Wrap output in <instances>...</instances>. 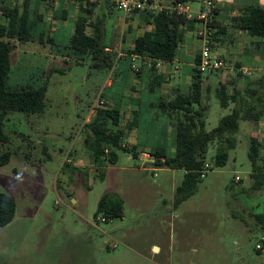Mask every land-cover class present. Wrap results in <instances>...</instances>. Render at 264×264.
Returning <instances> with one entry per match:
<instances>
[{
    "label": "rangeland",
    "instance_id": "1",
    "mask_svg": "<svg viewBox=\"0 0 264 264\" xmlns=\"http://www.w3.org/2000/svg\"><path fill=\"white\" fill-rule=\"evenodd\" d=\"M111 9L107 39L108 25L125 15ZM106 11L105 6L95 8L98 14ZM185 33L192 37L191 31ZM39 37L17 43L6 80L9 89L46 85V92L44 111L13 112L4 125L9 140L3 147L11 158L0 166V192L14 199L16 214L0 228V264H264V224L256 219L264 215V186L251 188V123L239 120L236 145L228 151L225 166L214 167L217 145H209L197 192L177 205L175 189L184 171L140 162L124 150L117 151L116 164L107 166L101 180L88 163L83 124L99 106L96 93H106L104 82L111 72L93 67L92 59L71 49L66 38L51 43ZM197 40L200 48L197 37L195 47ZM242 66L249 68L246 61ZM186 67L173 62L171 76L179 77ZM252 73L248 69L241 74ZM257 73L264 74V67ZM237 74L204 76L215 86ZM129 76L135 72L129 69ZM112 88L120 89L117 83ZM227 89L232 92V85ZM210 91L206 130L217 126L233 105L221 107ZM145 131L143 126L135 129L123 141L144 137ZM172 146L170 139L164 148L170 151ZM263 153L264 146L262 163ZM108 191L122 200V218L95 216L99 199Z\"/></svg>",
    "mask_w": 264,
    "mask_h": 264
},
{
    "label": "trees",
    "instance_id": "2",
    "mask_svg": "<svg viewBox=\"0 0 264 264\" xmlns=\"http://www.w3.org/2000/svg\"><path fill=\"white\" fill-rule=\"evenodd\" d=\"M90 5L92 3H87L82 11L90 13ZM35 15V18H30L26 3L9 5L5 0H0V166L8 164L11 158V151L3 147L9 140L4 131L9 114L13 112L35 114L41 113L45 108L46 85L26 89H9L6 86L11 69V54L17 43L35 40L36 19L41 17L39 14ZM147 15L153 28L134 38L128 53L149 58V69L154 71L158 60L172 61L175 58L183 42L184 31L194 30L197 21L186 19L173 11L147 12ZM211 24L214 25L212 20ZM238 25L248 35L264 38V7L244 6L238 18ZM87 27H90V24L85 15H79L68 46L79 55L89 56L93 61V67L109 68L113 54L105 51L102 20L97 24L92 23V33L87 32ZM217 33V31L213 33L212 45ZM38 36L42 42V30ZM130 70H133L135 75L140 73L136 66H131ZM156 78H160V74ZM207 78L195 65L186 92L177 91L172 98H159L152 105L156 113H167L173 121L174 153L167 154L163 147L142 151L154 156L156 160L152 165L155 167L184 171L183 180L175 189V205L197 192L201 174L205 171V157L209 145L212 143L217 145L214 167L225 166L228 151L236 145L235 133L239 128V120H246L253 127L264 115V74L251 76L238 73L235 79L223 78L218 80L215 86L211 85V82H206ZM240 81L242 85L239 84ZM228 84L232 85V92L228 91ZM212 89L221 107L233 105L229 113L219 118L217 126L206 130L208 95ZM121 118L118 108L103 104L97 106L93 116L83 124V143L101 180H104L107 166L116 164L119 149L131 153L132 157L137 156L135 148L127 149L122 144L126 132L136 126V116L132 122L125 125L121 124ZM263 146L264 143L258 140L256 134L250 136L247 156L252 167L250 177L253 179L251 186L253 191H258L264 186V163L260 154ZM15 214L14 199L0 192V228L10 224ZM98 215L106 221L122 218L123 202L120 197L104 193L97 203L95 216ZM256 219L264 224V215L256 216ZM257 253L260 254V251Z\"/></svg>",
    "mask_w": 264,
    "mask_h": 264
},
{
    "label": "crops",
    "instance_id": "3",
    "mask_svg": "<svg viewBox=\"0 0 264 264\" xmlns=\"http://www.w3.org/2000/svg\"><path fill=\"white\" fill-rule=\"evenodd\" d=\"M162 5H169L174 0H157ZM193 10H199L200 0H183ZM9 5L27 4L30 18H35L39 14L40 19H36L35 36L40 34L43 27V40L55 43L60 38H66L69 43L74 32L76 19L79 15H85L90 27L87 32L92 33L91 25L97 24L102 20L103 43L105 51L113 54L111 60L110 77L104 82V89L97 98L101 97L104 104L110 107H116L121 113V124L125 125L132 122L136 116V126L126 132V135L132 134L135 129L142 126L147 129L144 137L134 135L130 136L131 142L123 141L125 148H135L137 156L134 157L140 162L152 164L148 152L142 150H154L165 146V143L171 139L173 146L167 154L174 153L175 126L167 113H156L154 107L159 98L170 99L177 91L184 90L191 83V72L195 66L196 58L199 52V42L195 47L194 30L186 29L184 31L183 42L179 46L178 52L172 61L158 60L155 64V70H150V60L147 57H139L128 53L132 48L134 38L145 31H150L153 26L147 12L136 11L124 16L117 17L109 28V38L107 39V23L111 16V7L117 6L110 0L105 4L95 0L90 5L91 12L84 13L82 10L87 6L82 1L72 0H5ZM214 8L212 11L213 26L217 31V37L213 42L214 51L222 58L238 66L248 64L247 69L252 71L251 76L261 75L257 72L260 67H264V38L252 37L247 34L238 25V18L246 5H258L264 7V0H213ZM96 6L107 7V13L95 12ZM118 9V8H117ZM47 31V35L45 34ZM191 31L192 37L187 36ZM214 31V32H215ZM24 52V50H23ZM33 54L35 52H32ZM188 58V60H187ZM179 62L186 64V71L179 77L171 76L172 63ZM131 66H136L140 73L133 78L129 76ZM100 68V67H97ZM177 73L180 66L174 67ZM160 78H156L159 76ZM248 75V74H247ZM162 76V77H161ZM157 80V81H156ZM209 82V78L206 79ZM117 83L119 88H112ZM96 98V99H97ZM173 132V138L171 133ZM250 136L256 134L259 141L264 143V115L253 126ZM237 141V139H236ZM264 154V153H263ZM83 163V160H81ZM93 166L92 160L88 162ZM87 165V167L89 166ZM114 165L110 166L113 168ZM109 170V169H107ZM107 193H115L108 191Z\"/></svg>",
    "mask_w": 264,
    "mask_h": 264
},
{
    "label": "built area",
    "instance_id": "4",
    "mask_svg": "<svg viewBox=\"0 0 264 264\" xmlns=\"http://www.w3.org/2000/svg\"><path fill=\"white\" fill-rule=\"evenodd\" d=\"M82 1L84 3H93L95 0H72ZM124 14L131 12H150L159 11L175 12L184 16L186 19H195L197 25L195 28L196 37L200 40V48L196 58L195 65L203 75H235L237 73H246L248 69L244 66H238L220 57L213 49L212 38L215 31L211 24L212 11L214 8L213 0H200L201 7L199 10H193L183 0H174L169 5H162L157 0H110ZM103 105V101H99ZM203 173L201 177H203Z\"/></svg>",
    "mask_w": 264,
    "mask_h": 264
},
{
    "label": "water",
    "instance_id": "5",
    "mask_svg": "<svg viewBox=\"0 0 264 264\" xmlns=\"http://www.w3.org/2000/svg\"><path fill=\"white\" fill-rule=\"evenodd\" d=\"M150 159H151V162H152V163H154L155 160H156L154 157H151ZM157 160H159V159H157ZM154 249H156V248H154Z\"/></svg>",
    "mask_w": 264,
    "mask_h": 264
}]
</instances>
